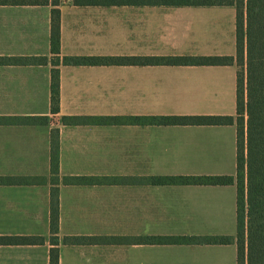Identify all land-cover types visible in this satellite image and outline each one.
I'll return each mask as SVG.
<instances>
[{"label":"crops","instance_id":"1","mask_svg":"<svg viewBox=\"0 0 264 264\" xmlns=\"http://www.w3.org/2000/svg\"><path fill=\"white\" fill-rule=\"evenodd\" d=\"M125 8L136 17L125 20ZM59 65L51 5L0 4V264H50L52 191L59 237L233 236L237 189L157 185L152 177L235 176V125H125L128 117L236 116V67L67 65L65 58L234 57V6L75 5L61 0ZM60 113L51 114L53 69ZM49 117L47 125L8 118ZM62 117L79 118L66 125ZM58 132L59 183L51 174ZM125 177L129 182L125 183ZM87 180L66 184L65 179ZM135 179V180H134ZM59 264H237L229 245H65Z\"/></svg>","mask_w":264,"mask_h":264},{"label":"trees","instance_id":"2","mask_svg":"<svg viewBox=\"0 0 264 264\" xmlns=\"http://www.w3.org/2000/svg\"><path fill=\"white\" fill-rule=\"evenodd\" d=\"M61 0H0L3 5H51L52 63L59 65ZM75 5H166L234 6L236 9V54L234 57H123L65 58L67 65H198L236 67V116H149L125 118V125H235L237 129V172L235 176L152 177L157 185L228 186L237 189V234L233 236H140L131 242L127 237H59L57 189L52 191L50 225V264H59V246L65 245H229L237 246V264H264V0H74ZM60 113L59 71L53 69L51 114ZM14 124L47 125L49 117L8 118ZM66 125H77L75 117H62ZM51 174L59 183L58 132L51 136ZM88 182L68 178L66 184ZM36 237H0V245L42 244Z\"/></svg>","mask_w":264,"mask_h":264},{"label":"rangeland","instance_id":"3","mask_svg":"<svg viewBox=\"0 0 264 264\" xmlns=\"http://www.w3.org/2000/svg\"><path fill=\"white\" fill-rule=\"evenodd\" d=\"M135 17H136V9L125 8V20H128V19L130 20L131 18H135ZM127 182H129V179L128 177H125V183ZM129 205H130L129 197L126 192L125 193V234H130V235H126L122 237H127L129 241L135 242L140 236L137 234H134V233H137V226H136L137 221L127 219L126 212L129 209Z\"/></svg>","mask_w":264,"mask_h":264}]
</instances>
